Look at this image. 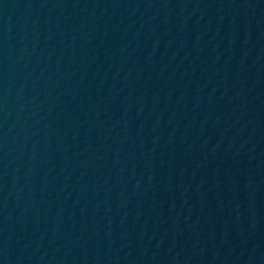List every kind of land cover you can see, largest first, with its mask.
I'll list each match as a JSON object with an SVG mask.
<instances>
[{
  "label": "water",
  "instance_id": "water-1",
  "mask_svg": "<svg viewBox=\"0 0 264 264\" xmlns=\"http://www.w3.org/2000/svg\"><path fill=\"white\" fill-rule=\"evenodd\" d=\"M264 149V0H0V264H240Z\"/></svg>",
  "mask_w": 264,
  "mask_h": 264
}]
</instances>
